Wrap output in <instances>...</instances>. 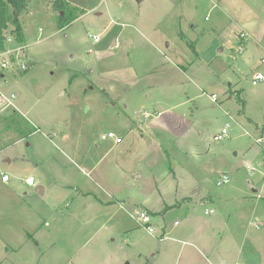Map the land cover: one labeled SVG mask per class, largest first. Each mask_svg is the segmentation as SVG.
Masks as SVG:
<instances>
[{
	"label": "rangeland",
	"instance_id": "374dc122",
	"mask_svg": "<svg viewBox=\"0 0 264 264\" xmlns=\"http://www.w3.org/2000/svg\"><path fill=\"white\" fill-rule=\"evenodd\" d=\"M65 1L63 27L52 0L18 19L29 68L0 114V264H264V0ZM13 29L0 0L1 40Z\"/></svg>",
	"mask_w": 264,
	"mask_h": 264
},
{
	"label": "built area",
	"instance_id": "2783aa9c",
	"mask_svg": "<svg viewBox=\"0 0 264 264\" xmlns=\"http://www.w3.org/2000/svg\"><path fill=\"white\" fill-rule=\"evenodd\" d=\"M245 35L246 34L244 32L240 33V37L242 38H244ZM91 38L94 42H97L99 40L98 34H91ZM3 44V47L0 48V114L17 111V107L14 103L16 95L12 91H8L5 89L8 82L7 77L22 75L29 68V63L26 61L27 44H25V42L18 41L15 33L10 32L4 38ZM263 80L264 75L262 73H256L252 79V84L256 85ZM212 97L214 98V95ZM225 138H227L226 128H222L217 135L213 136L214 140H222ZM101 139H110L115 145L122 142V138L120 136H117L113 131H108L107 133L102 134ZM255 142L257 144H262L264 142V133H262L261 137H257L255 139ZM7 180L8 176L2 175V181ZM228 182V175L226 173H222L218 181L216 182V185L220 186ZM26 183L27 185H33V178L28 177L26 179ZM212 213V209L204 211V214L206 215ZM132 216L139 225L143 226L147 230L149 234L154 235L156 233L155 227L151 224V216L146 210L137 208V210L133 212ZM165 232L166 230L164 229L162 238L166 237Z\"/></svg>",
	"mask_w": 264,
	"mask_h": 264
},
{
	"label": "trees",
	"instance_id": "16d2710c",
	"mask_svg": "<svg viewBox=\"0 0 264 264\" xmlns=\"http://www.w3.org/2000/svg\"><path fill=\"white\" fill-rule=\"evenodd\" d=\"M5 1L11 6L12 9V17H13V25H14V29L12 30V32L15 33L17 40L21 41L22 40L21 29L18 19L21 13L27 9L29 0H5ZM67 7H68V3L65 0H52L51 2V10L53 12H57L56 19L59 27H63L69 24L73 20V18H69L66 15L68 10ZM3 39L1 40V36H0V48L3 47L4 45ZM241 103L243 104L242 100ZM176 205L172 204L167 206L166 208H172Z\"/></svg>",
	"mask_w": 264,
	"mask_h": 264
},
{
	"label": "crops",
	"instance_id": "0c3cea01",
	"mask_svg": "<svg viewBox=\"0 0 264 264\" xmlns=\"http://www.w3.org/2000/svg\"><path fill=\"white\" fill-rule=\"evenodd\" d=\"M21 37H22V41H23V36H22V34H21ZM178 70H180V69H178ZM142 116L145 118V120H148L150 117H151V115L146 111V110H144V111H142ZM120 137H122V136H120ZM114 144V143H113ZM120 145L118 146V148H119V151H122V152H125V151H127L128 150V148H129V146H130V142H129V140L128 141H126L123 137H122V142L121 143H119ZM8 181V180H7ZM6 182V181H5ZM39 187V186H38ZM43 190H44V188H43ZM85 195V194H84ZM175 204V203H174ZM146 209V208H145ZM148 211V210H147ZM150 213H151V211H149Z\"/></svg>",
	"mask_w": 264,
	"mask_h": 264
},
{
	"label": "water",
	"instance_id": "95a60500",
	"mask_svg": "<svg viewBox=\"0 0 264 264\" xmlns=\"http://www.w3.org/2000/svg\"><path fill=\"white\" fill-rule=\"evenodd\" d=\"M138 1H140V0H138ZM42 187L41 186H39V187H37V191H39V192H42Z\"/></svg>",
	"mask_w": 264,
	"mask_h": 264
}]
</instances>
